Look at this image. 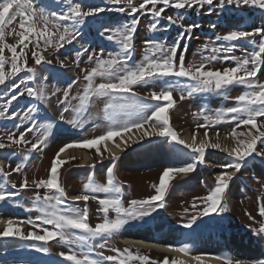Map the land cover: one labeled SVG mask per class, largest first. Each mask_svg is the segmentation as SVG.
Here are the masks:
<instances>
[{"label": "rangeland", "instance_id": "rangeland-1", "mask_svg": "<svg viewBox=\"0 0 264 264\" xmlns=\"http://www.w3.org/2000/svg\"><path fill=\"white\" fill-rule=\"evenodd\" d=\"M76 2L81 3L84 10L90 5L106 9L99 15L86 18L85 22L78 27L79 33L85 32L88 39H91L90 42L84 45L85 35L80 34L71 43H66L62 48L58 49L54 46L45 48L42 40L39 48H36L34 44H29L28 48L25 49L27 64L29 67H35L36 72L32 74L21 72L17 77H9L4 85H0V138H3L4 142L8 143V134L11 133L18 137L19 133L24 131L25 133L27 132L25 139L30 142L27 145H12L10 148L0 149V165L2 166L0 168L2 169V172H0V188L15 193L5 203L0 204V217L8 216L7 218L25 222V225H27V228L23 230L25 234L29 231L43 234L42 228L45 227L44 225L35 227L26 221L29 218L35 220L40 215L37 206L41 203L44 204L43 197H41L40 201L35 200L36 190L50 196L57 195L44 188H37L34 183L40 179L48 178L51 161L55 153L66 143L93 138L103 134L110 126L137 118L135 115L129 116L127 114L128 110L114 109L105 111L106 104L109 102L115 104L131 102L128 98L130 94L117 96L115 100L110 97H93L85 110L79 114L73 111V106L79 103L78 99L73 98L82 94L86 84L84 77L87 71L95 66V59L89 60V56L100 55L101 49H103L102 55L105 58L108 53L118 51L119 47L111 45L109 36L120 26L130 24L133 19L130 13L124 19L118 15L120 13L118 9L121 6L124 8L128 7L127 3L114 5L110 0H50L47 5L36 7L45 9L46 15L51 12L60 14L67 11V7L70 4ZM142 2L143 0H133V5L138 7ZM173 11L175 14L183 15L184 19L180 21L179 30L176 31L174 39L167 43L169 46L172 45L173 41L177 40L178 34L183 33L187 26L198 25V27L192 28L191 32L184 33L181 40L179 52L185 55L186 67L193 62L197 64L203 62L207 68L214 70L233 67L235 62L231 59L223 58L225 61L216 59L212 63V61L202 58L204 56L199 55V53L201 51L203 53L211 51L213 47L220 44L225 46L234 45L233 51L228 53L229 55L227 56L242 58L246 53H251L254 46H257L260 42L259 37H253L248 40L242 39L238 42H227L223 39H217L218 37H223L229 31H251L253 27L264 25V10L258 7H237L226 3L221 5L220 0H213V4L210 6L207 4L194 5L191 8L186 7L183 9L173 7ZM108 12L110 13L105 15ZM142 13L143 10L138 17H135L138 20V24L133 41V50L138 47L141 53L135 60L137 53L133 51L132 61H130L132 64L130 66H134L143 60L144 49L146 48L145 41L152 40L156 42V40L158 41L162 38L165 44L172 33V25L169 22H167V25L157 23V28L151 30L150 25L157 21L152 17L142 16ZM19 20L20 17L18 16L6 30V33H12L13 28L19 31ZM60 23L71 25L70 21ZM42 26V22H39L38 27ZM62 30L63 28H61ZM216 30L219 31L218 36L215 32ZM154 31L155 33L152 36L150 32ZM5 39L7 43L15 44L18 37L14 33L6 34ZM206 44L208 45L207 49L204 48ZM34 50H43L42 54L45 57V64L43 62L40 65H35L31 55ZM17 51H20L19 47ZM4 54L9 59L11 58V52L8 49H5ZM221 54L222 52L220 56L225 57ZM21 63H23V60H21ZM10 67V63L6 64L5 71H9ZM29 76L32 78L29 79ZM258 81L264 82V70L258 74ZM96 82H100L99 78H97ZM13 84L18 85V87H12ZM69 84L72 85L71 89H68ZM167 84L176 86L172 92L175 106L169 110L170 126L177 132L179 139L182 138V140H184V136L193 135L196 132L200 135V141L205 139V128H199L198 125L208 124L210 120L215 119L220 110L236 106L235 98L248 90L243 85H232L222 90L194 92L192 95H188L187 86L194 85L195 81H191L189 78H160L155 82L149 81L147 84H139L133 87V93L144 95L145 100L143 102L149 105L144 115H150L152 106L157 103L149 99V94L152 91H161L162 88L167 87ZM182 86L185 88L183 92L181 91ZM29 88L33 89L36 94L30 95L27 91ZM74 88L72 95L65 101V90L72 92ZM41 93L43 99L40 98ZM181 95L184 96L183 100L180 99ZM13 96L16 98L12 99ZM232 115L231 113H226L223 120L212 123L207 128L208 139L212 143H220L221 147L225 144L229 147L235 145L230 132L236 127L237 121L232 120ZM205 117L209 119L206 120ZM60 119L61 121L58 122ZM73 120L76 122L70 123ZM34 124L36 126L32 132L26 131L28 127H32ZM48 124H51L52 127L49 130L46 145L41 146L37 151H29L31 143H35L41 137L44 131L42 125ZM145 127H148V125H145ZM54 131L56 132L50 136ZM237 131L247 133L248 128L241 126ZM133 132L135 135L129 134L132 135V139L128 141L127 146L121 149L120 154L117 155L118 159L121 158L118 164L120 171L116 167L118 159L115 162L114 169L115 181L122 189L119 196L125 207H128L132 200H142L155 194L153 185H158L159 177L166 167L183 166L192 162L196 156L184 145L172 141L170 137L152 136L149 138H153V141H148V137L139 140L137 137L141 133L136 130H133ZM217 133L219 134L218 137ZM245 138L243 135L240 137V139ZM118 139L119 137H116L114 142H109L116 145ZM100 147L102 149L103 144ZM42 148H45V157L40 160L36 153L42 154L40 151ZM81 150L88 152L92 159L88 162L84 161V153ZM220 150L207 149L204 154V156L206 155L204 162L199 163L195 171L187 174L186 177H183V174H176L175 179L170 183L169 191L166 193L165 206L157 209L160 212V218L164 217L167 221L178 223L179 225H189L191 217L197 215L204 207V204L196 198L207 195L215 186L216 173L223 171L222 166L230 164L232 161L221 160L223 156L218 153L221 152ZM257 151L264 152V144L258 142ZM69 152V156L61 157L67 162L59 169V182H64L66 185L65 203L57 207L61 210L68 207H72L73 210H82L85 202L71 201L70 199L73 198L72 194L93 195L85 193L83 189V185L87 183L89 176L94 177V180L99 184H106V170L111 165L112 156L105 149H103L102 156L98 155L95 149L69 148ZM72 157H75V159H71ZM236 162L233 160L232 164ZM253 162H255V167H258L259 171L253 168ZM242 163L240 174L237 178L230 181L229 187L224 193L222 207L225 211L210 213L207 216H198L196 222L192 223L191 226H214V229H204L202 232L206 230L207 232L216 230L221 234L223 232H239L240 235L243 234L242 236L245 235L254 241H260L264 244V233L258 231L261 224H264V216L259 213V208L264 206V157L254 154ZM18 164H22L21 170L19 172L13 171ZM92 165H95V167H92ZM4 173H8L7 179H5ZM25 179L28 182V187L21 188L20 185ZM13 184L16 185L15 188L12 187ZM94 195L97 196V199L90 198L87 201L89 209L88 222L93 227L103 221L99 199L117 194L101 192ZM194 202L196 207H193ZM54 203V199L48 201V204ZM151 213L128 219L122 228L126 227V230L130 231L138 226L144 227L142 225L152 221ZM20 214H26L27 219ZM109 217L115 218V213L111 210L109 211ZM4 227L5 225H0V231ZM220 227H227L238 232L218 230ZM75 231L78 235L81 234L78 230ZM120 231L112 236L97 237L90 244L83 246L65 244L60 242L58 238L44 242L0 237V264H36L41 260L48 264H71V262L61 256V253L68 254L72 252H75L81 258L87 254L91 258L100 260L101 264H111V262L103 261L100 253H103V256L113 255L112 249L114 248L121 250L130 248L133 252L139 249L141 254L149 255L152 259L160 261L159 257H161V254L155 251L122 244L119 241V237L122 239L124 237L120 235ZM21 241L23 243H18ZM101 245L103 246L101 247ZM190 247L193 248L194 245L191 244ZM43 248H47L48 251H43ZM17 253L26 256V258H37L32 263L11 260L18 256ZM223 255L230 258L227 253H223ZM9 256H11L9 259L11 262L8 261Z\"/></svg>", "mask_w": 264, "mask_h": 264}, {"label": "snow or ice", "instance_id": "snow-or-ice-1", "mask_svg": "<svg viewBox=\"0 0 264 264\" xmlns=\"http://www.w3.org/2000/svg\"><path fill=\"white\" fill-rule=\"evenodd\" d=\"M114 5L121 3H127L131 9L133 19L130 24L123 25L122 28L115 30V35L119 36V50L116 52L108 53L105 58L103 49L101 54L95 57L89 56V60L95 59V66L87 71L84 80L83 92L78 97V105L73 106V111L77 114L87 108L93 97H110L113 100L117 96H123V94H130L128 97L131 102L125 104H115L109 102L106 104L105 111L119 109L128 110L129 116L135 115L136 119H129L122 123H118L114 126H110L107 130L101 134L94 136L90 139H81L71 143H66L61 147L53 157L51 161V167L49 170V176L47 179H40L38 182H34L37 188H44L49 192H54L57 195L50 196L45 195L43 197L44 205L37 206L38 215L35 220L29 218L26 221L35 227H41L43 234H39L36 231H29L27 234L16 224L12 219L7 221H0L4 223L5 227L0 231V237H13L22 240L33 241H50L59 239L60 242L65 244H79L81 246L90 244V242L97 238H103L105 236H112L118 233L122 227L126 224L128 219L135 216L149 215L150 212L156 211L158 208L165 206L164 201L166 193L169 191L170 183L175 179L176 174L187 175L195 171L199 163L204 162V154L207 149H221L220 143H212L208 139L207 128L212 123L223 120L226 113H231L232 120L237 121L236 127L230 132L231 137L235 141V145L230 149L225 147L222 150L225 151L228 156L234 158L237 162L235 164H224L223 171L220 172L215 178V186L204 197H198L204 207L197 215H193L189 222L188 227L192 223H195L198 216H207L210 213H216L218 211L223 212L225 209L222 207V200L226 189L229 187L230 181L233 180V172L229 169H235L239 171L241 169L242 162L247 158L255 155L264 157V152L257 151L258 142L264 144V82L258 81V74L264 70V25L259 27H253L251 31L245 30H233L229 31L222 37L224 41L235 42L239 40H248L249 38L259 37L260 42L251 53H246L242 58L235 56L223 57L224 59H231L235 62L233 67H225L220 69L207 68L205 63H190L185 66V55L179 52L181 46V40L184 33L191 32L192 28L198 27V25H189L184 29L183 33L178 34L177 40L173 41L171 46H166L163 43L155 42L152 40L145 41L146 49L143 60L134 65L129 66V61L132 58L133 53V41L134 34L138 20L135 18V14L141 10L150 11L151 14L160 18L168 7H174L177 9L191 8L194 5H212L213 0H143L139 6L133 5V0H110ZM221 5H236L237 7L243 6H255L261 10H264V0H220ZM162 4L163 7L157 9V5ZM148 5L152 7L149 9ZM120 12H125L124 7L118 9ZM106 11L105 8L100 6H88L86 10L79 2L70 4L67 7V11L60 14L51 12L45 14V9L37 8L32 3V0H0V85H4L9 77H17L21 72L35 73V67H29L27 64V58L25 49L29 44H34L36 48H39L40 41H43L44 47L54 46L57 49L62 48L64 44L71 43L80 34L78 27L82 25L86 18L93 17ZM20 17L19 31L15 28L12 29V33H6V30L10 25ZM167 20L171 24H179L178 19H174L172 16L167 17ZM70 21L71 25L61 24L60 22ZM42 22V27H38V23ZM157 22L150 25L151 30L157 28ZM214 27V25H213ZM61 28L63 30L61 31ZM71 28V30H70ZM15 34L18 39L15 44H9L6 42V34ZM109 39H113V36H109ZM217 39H221L218 37ZM20 51H17V48ZM234 45L225 46L223 44L217 45L211 49L213 55L206 57V60L215 61L218 57L216 53H231ZM207 49L208 45H204ZM5 49L11 52L10 61L4 56ZM43 50H34L31 55L34 59L35 65H40L45 62V57L42 54ZM23 60V63H21ZM10 63L11 67L9 71H5V65ZM189 78L191 81H195L194 85H188V95H192L194 92H208L215 90L226 89L232 85H243L248 90L244 91L238 97H236V106L229 107L227 109L220 110L214 120H210L208 124L198 125L199 128H205V139L197 143L196 134H193L192 142L186 143L184 140L179 139L177 132L170 126L169 110L175 106V100L172 92L175 90V85L167 84V87L162 88L161 91H152L149 94V99L156 101L157 103L152 106L151 114L144 115L145 111L149 108V105L145 104L137 94L133 93V87L139 84H147L149 81L155 82L160 78ZM32 77L29 76V79ZM99 78L100 82L96 80ZM12 87H18L13 84ZM72 85H68V89H71ZM185 88L182 86L181 91ZM30 95L36 93L33 89H27ZM65 101L69 97V91L64 92ZM16 97L13 96L12 99ZM41 99L43 95L41 93ZM180 99L183 100L184 96L181 95ZM67 111V109H65ZM63 118V116H62ZM205 119H209L205 117ZM76 121H70L75 123ZM152 122V123H150ZM148 125V127H145ZM241 126L248 128L247 133H241L237 131ZM44 128L41 137L35 142L31 143V149L29 151H37L41 146L46 145L49 130L52 125H42ZM33 129L29 128L26 131L31 132ZM133 130L141 133L137 139L143 140L144 137H170L172 141L184 145L187 149L195 153L196 156L192 162L186 163L180 167H166L159 177L158 185H153L155 188V194L142 199L132 200L128 207L123 205L119 194L122 189L115 181L114 169L115 162L118 159L116 153L112 152L110 148H107V141H113L116 137H120L122 143L127 146L128 141L132 139V135H135ZM132 135H129V134ZM245 136V139H240L241 136ZM127 136V139L125 137ZM219 134L217 133V137ZM8 143H5L3 138H0V149L10 148L12 145H27L30 143L25 139V132L21 131L19 136L16 137L13 134L7 135ZM104 145L105 150L112 156L111 165L107 168V183L99 184L94 180V177L89 176L87 183L83 185L85 193L83 195H76L72 198L73 202L83 201L85 206L82 210H73L72 207L61 210L58 205L65 203L64 197L66 196L64 188L59 182V169L67 162L61 159V154L69 148H84L95 149L98 155H103L101 152V145ZM116 148H120V144L115 145ZM71 159H75L72 157ZM22 164H18L13 171L19 172ZM95 167V165H92ZM2 172V169H0ZM5 179L8 177V173L3 174ZM16 187L15 184L12 185ZM21 188H27L28 182L25 179L20 185ZM116 193L115 196H105V198L99 199L101 205L100 211L103 213V221L97 223L94 227L88 222L89 209L87 207V201L91 199H97L95 193ZM15 193H11L4 188H0V202L14 196ZM42 198L39 193L36 194L35 200L40 201ZM55 200L54 204H48V201ZM193 207H196L195 202ZM51 209V210H49ZM115 213V218L109 217V211ZM259 213L264 216V206L259 208ZM23 223V222H21ZM51 226V227H47ZM75 230H78L77 234ZM258 231L264 233V224H261ZM103 245H101L102 247ZM43 251L47 252V248H43ZM169 251L181 252L184 255H188L191 252L189 244L184 243L180 246H168ZM113 255L103 256V261L111 262V264H186V261L172 258L171 260L165 256L163 260L152 259L149 255L141 254L139 249L133 252L130 248L112 249ZM67 261L71 264H101L98 259L91 258L85 254L81 258L75 252L61 253ZM197 264H205V258L202 255H196L192 257ZM214 259L221 261V264H233V261L229 257L217 256ZM236 264H240L239 261Z\"/></svg>", "mask_w": 264, "mask_h": 264}, {"label": "bare ground", "instance_id": "bare-ground-1", "mask_svg": "<svg viewBox=\"0 0 264 264\" xmlns=\"http://www.w3.org/2000/svg\"><path fill=\"white\" fill-rule=\"evenodd\" d=\"M192 137H193L192 134H188V135L184 136L183 139L186 142L191 143ZM125 139H127V138L125 137ZM196 140H197V143L200 142V135L197 132H196ZM105 143L107 144V148H110L112 150V152H114V153H118L121 149L125 148V145H124V143H122L120 137L116 143V144H120V148H116L115 144H112L109 141H107ZM225 147H227L229 149L231 148V147L227 146L226 144L222 145L221 150H220L221 152H218V153L222 154V156H223V157H221V160L223 159L224 161L228 162L229 160H232V157L228 156V154L222 150ZM103 149H105L104 145H103V148L101 149L102 153H103ZM217 150L218 149H215V151H217ZM81 152L84 153V161L88 162L92 159L88 152L82 151V150H81ZM69 155H70V152H69V149H67L64 153L61 154V157H65V156H69ZM252 165H254V167ZM252 165L250 164V166L253 167L256 171H259V168L255 167V165H256L255 162H253ZM232 170L233 169H229V171L233 172V174L236 175L237 171H235V169H234V171H232ZM220 172H218V174H220ZM234 175H233V177H234ZM186 176L187 175H184L183 177H186ZM76 195H83V194H72L73 197ZM7 217L1 216L0 221H7L8 219H12L14 221V224L19 226L22 230L26 226L25 222L21 223V221H17L14 218H7ZM152 218H154V221L151 223V226L148 224L144 227L135 228V229H132L130 231L125 229L123 231V233H124L123 237L124 238L122 239V242H124L125 244H127L131 247H138L140 249H147L148 251H154V250H167V251H169L168 250V246H169L168 244L162 243L161 241L156 239L158 234L155 232V230H158V228H159L161 231V235L172 236V234L177 233L179 229L176 226L165 224L163 219L159 217V212H155L153 214ZM0 225H5V224L0 223ZM201 233H203V234L207 233L208 235H211V236H219L222 240H225V241L232 243L233 245H235V247L241 249L242 251H245L250 256L255 257V255L257 254L260 257L262 255L261 254V251H262L261 246L254 244L250 239L240 235L239 233L223 232L221 234L220 232H218L216 230H214V231L210 230L208 232L206 230L205 232L203 231ZM144 235L150 236V237L144 238ZM169 252H173L176 256L175 258L186 261V264H197V262L192 259V257L196 256V255L204 256L205 264H221V261L214 259L215 258L214 256L202 254L201 252H198V251L193 252V253H189L188 255H184L183 253L176 252V251H169ZM221 254H222V252H221ZM169 259L171 260L172 257H170ZM11 260H14V261H31V262L35 261V260H30V259L23 257V256H19V255L16 256L15 258H12ZM240 264H249V263L242 260V261H240ZM261 264H264V263L261 262Z\"/></svg>", "mask_w": 264, "mask_h": 264}, {"label": "trees", "instance_id": "trees-1", "mask_svg": "<svg viewBox=\"0 0 264 264\" xmlns=\"http://www.w3.org/2000/svg\"><path fill=\"white\" fill-rule=\"evenodd\" d=\"M152 6L151 5H148V8L150 9ZM160 7H163V5L162 4H158L157 5V9H159ZM128 13H131V9H127V10H125V12H121L120 13V17L122 18L123 16H126ZM138 13H139V11L135 14V17L138 15ZM133 16V15H132ZM146 16H148V17H154L152 14H151V12L150 11H148V13L146 14ZM169 16H172L174 19H178L179 20V24H172V33H171V35H170V38L167 40V42L165 43V45L166 46H169L167 43L168 42H171L173 39H174V36H175V33H176V31L177 30H179V26H180V21H182L184 18V16L183 15H181V14H178V13H176L175 14V12L173 11V7H168L167 9H165V11H164V15L162 16V17H160V18H155L156 20H158L159 21V24H165V25H167L166 23H167V19H165V18H167V17H169ZM123 26H120L119 28H122ZM105 28H108V27H105ZM216 32V34H217V36L219 35V31L218 30H216L215 31ZM110 36H113V39H111V45L112 46H114V47H119V36L118 35H115V32H113ZM221 39H222V37H220ZM138 41V40H137ZM157 42V41H156ZM158 42L159 43H163V39L161 38V39H159L158 40ZM164 44V43H163ZM146 49V48H145ZM145 49H144V52H145ZM133 51H136V53H137V55H136V57H135V60L137 59V57H138V55L141 53V50H140V48H138V47H136ZM19 52V51H18ZM199 55H202V56H204L205 58L206 57H209V56H211V55H213V53L212 52H205V53H203L202 51L199 53ZM218 58L217 59H219V60H221V59H223V57L222 56H220L219 55V53H216L215 54ZM223 55H226L227 56V53H224ZM4 56L10 61V59L7 57V55L6 54H4ZM224 60V59H223ZM207 61H209V60H207ZM225 61V60H224ZM214 61H212V63H213ZM44 64H45V62H44ZM132 64V62H129V66ZM56 68H58V66H56ZM74 90H75V88L72 90V92H70L69 91V96H71L72 95V93L74 92ZM69 98V97H68ZM130 103V102H129ZM32 132V131H31ZM27 134V133H26ZM61 184V186L64 188V190H66V185H65V183L64 182H62V183H60ZM37 193H39V195H40V197H44L45 195H47V194H45V193H43V192H41V191H39V190H36V194ZM4 201H2V203H3Z\"/></svg>", "mask_w": 264, "mask_h": 264}]
</instances>
